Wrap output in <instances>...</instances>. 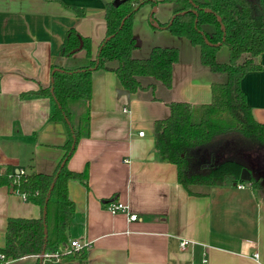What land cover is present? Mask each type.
Listing matches in <instances>:
<instances>
[{"label":"crops","instance_id":"1","mask_svg":"<svg viewBox=\"0 0 264 264\" xmlns=\"http://www.w3.org/2000/svg\"><path fill=\"white\" fill-rule=\"evenodd\" d=\"M113 1L0 0V172L51 175L63 160L68 129L50 120L54 100L37 92L52 83L53 67L74 70L97 57ZM157 1L134 17L133 56L147 58L155 46L178 48L172 85L139 77L142 89L130 92L128 102L117 92L125 89L114 71L117 62L93 71L89 126L68 162L71 171L88 170L83 181L69 183L76 211L67 249L72 241L86 243V264H264V190L234 184L197 187L190 194L176 166L154 149L155 122L170 116V104L211 103L215 79L201 62L200 47L163 27L173 18V4ZM72 29L91 39V59L85 50L62 56ZM221 53L217 60L227 62ZM260 63L262 69L244 76L241 88L253 116L264 123V54ZM113 200L138 219L111 214L106 205ZM41 216V208L11 185L0 187V248L9 219ZM183 240L189 242L185 248ZM8 264H37V257Z\"/></svg>","mask_w":264,"mask_h":264},{"label":"trees","instance_id":"2","mask_svg":"<svg viewBox=\"0 0 264 264\" xmlns=\"http://www.w3.org/2000/svg\"><path fill=\"white\" fill-rule=\"evenodd\" d=\"M157 2L124 0L118 7L113 2L107 4L106 36L95 59H91L90 38L81 36L74 29L67 32L62 56L71 57L85 50L91 59L89 65L74 70L53 67L52 83L37 92L54 100L50 120L66 125L69 132V140L64 147L66 152L51 175L38 172L17 175L10 168L0 172V187L11 185L42 210V216L37 219L8 220L6 243L0 248V264L27 256H36L37 264H40L43 252L50 255L44 258L43 264H57L59 261L86 264L84 250L67 248L70 246L68 231L76 211L69 195V183L83 181L88 169L71 171L68 162L89 126L93 71L109 69V63L117 62L118 68L114 71L122 86L131 93L142 89L139 77H154L166 87H171L173 66L179 61L178 48L155 46L147 58L133 56L138 49L133 34L134 17L145 5H156ZM163 2L172 3L174 7L173 18L163 27L173 36L199 46L201 62L211 69L215 79L211 85V103L200 106L172 103L170 116L155 122L156 153L163 161L176 166L179 183L190 194H197L193 191L197 187L234 184L264 190V175L260 170L264 166V123L253 116L241 88L244 76L262 69L264 0ZM222 46L229 49L228 63L217 60ZM244 168L253 175L249 182L240 179Z\"/></svg>","mask_w":264,"mask_h":264},{"label":"built area","instance_id":"3","mask_svg":"<svg viewBox=\"0 0 264 264\" xmlns=\"http://www.w3.org/2000/svg\"><path fill=\"white\" fill-rule=\"evenodd\" d=\"M139 135L143 136L144 132H140ZM25 172L24 171H19L17 173V175H23ZM18 178V177H17ZM239 188H246L245 185L240 184L238 185ZM19 193V192H18ZM20 194V193H19ZM23 196V198L25 200H28L25 194H20ZM106 209L111 213V214H125L128 216L129 221H136L138 219V216L136 214H132L130 212V209L127 205H125L124 203H121L119 201H111L106 205ZM189 244V242L187 240H183L181 242V247L185 248L187 245ZM87 244L86 243H80L78 240L77 241H72L71 242V249L75 250V251H81V250H85L87 248ZM50 257V255L45 254L44 258ZM255 259H258V254H255ZM207 260L204 259L203 260V264H206Z\"/></svg>","mask_w":264,"mask_h":264},{"label":"water","instance_id":"4","mask_svg":"<svg viewBox=\"0 0 264 264\" xmlns=\"http://www.w3.org/2000/svg\"><path fill=\"white\" fill-rule=\"evenodd\" d=\"M123 2H124V0H114V1H113V5L116 6V7H118V6H120ZM223 29H224V28H223ZM206 42H207V41H206ZM82 45H83V44H81L80 49H82ZM52 81H53V79H52ZM117 92H118V95H119V96H126L127 99H128V102H130V96H131V93H130L129 90H126V89H120V90H118ZM17 172H19V170H17ZM252 177H253V175L251 174V172H250L247 168H244V169L242 170L241 178H240L241 181L249 182V181H251ZM53 187H54V185L51 187V190H52ZM46 215H47V211L45 210V211H44V219H45V220H46ZM47 233H48V232H47V226L45 225V234H46V238H47ZM44 256H45V252H43V253L40 255V259H41L40 264H43V262H44Z\"/></svg>","mask_w":264,"mask_h":264},{"label":"rangeland","instance_id":"5","mask_svg":"<svg viewBox=\"0 0 264 264\" xmlns=\"http://www.w3.org/2000/svg\"><path fill=\"white\" fill-rule=\"evenodd\" d=\"M161 1V0H160ZM159 2V1H158ZM221 58L223 57V56H226V58H227V62H225V63H228L229 62V58H230V54H229V49H228V47L227 46H222L221 47ZM219 50V51H220ZM222 50H224V51H222ZM218 51V52H219ZM218 54V53H217ZM219 62V61H218ZM223 63V62H222ZM260 169V168H259ZM261 171H262V174L264 175V166L262 165L261 166V169H260Z\"/></svg>","mask_w":264,"mask_h":264}]
</instances>
